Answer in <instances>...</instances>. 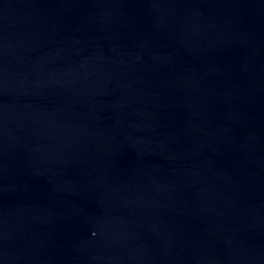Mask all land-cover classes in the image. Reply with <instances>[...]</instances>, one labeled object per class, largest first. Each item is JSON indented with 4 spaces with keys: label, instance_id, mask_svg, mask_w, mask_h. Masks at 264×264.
I'll return each instance as SVG.
<instances>
[{
    "label": "water",
    "instance_id": "1",
    "mask_svg": "<svg viewBox=\"0 0 264 264\" xmlns=\"http://www.w3.org/2000/svg\"><path fill=\"white\" fill-rule=\"evenodd\" d=\"M0 264H264V0H0Z\"/></svg>",
    "mask_w": 264,
    "mask_h": 264
}]
</instances>
